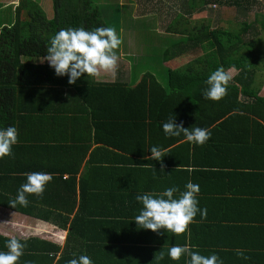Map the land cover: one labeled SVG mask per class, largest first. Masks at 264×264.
Here are the masks:
<instances>
[{
	"label": "crops",
	"instance_id": "0c3cea01",
	"mask_svg": "<svg viewBox=\"0 0 264 264\" xmlns=\"http://www.w3.org/2000/svg\"><path fill=\"white\" fill-rule=\"evenodd\" d=\"M108 1L117 4L122 14L130 13L134 21L145 19L152 8L163 6L164 2L174 10L173 14L180 13L176 9L181 10L183 3ZM19 3L20 0H0V31L15 22ZM171 23L165 28L157 23L152 29L164 30L165 33L156 35L161 41L166 42L169 37L165 36ZM150 28L141 24L135 30ZM151 72L167 88L163 66ZM132 74L124 82H131ZM229 74L236 77L237 71L232 75L231 70ZM141 77L139 74L136 83ZM255 84L264 96V71L257 74ZM258 106L259 110L264 108ZM235 113L246 114L230 111L224 119L210 121L206 129L211 137L203 145L187 142L182 134L166 136L162 128L155 129L152 138L132 133L129 128L119 141L108 139L106 128L105 140L114 146L94 143V128L90 141L78 140L76 133L87 131L89 123H93L83 116L61 117L58 123L44 120L40 128L36 123L16 125L18 137L12 154L0 158V236L32 242L24 248V254L29 255L28 264H67L80 255H87L92 264H184L183 256L179 261L170 260L167 250L185 243L190 248L195 246L192 250L201 255L215 253L223 264H264V128L257 126L254 133H242L238 125L247 120L232 119ZM258 113L264 116V110ZM226 119L229 121L224 122ZM252 120L264 125L261 117L253 115L249 121ZM185 122L186 129L198 127L196 119L188 118ZM176 123L181 125L180 121ZM202 123L209 124L207 119ZM224 123L227 125L221 127ZM22 124L25 126V122ZM153 146L162 151L160 161L146 159ZM36 148L49 151V155L36 154ZM41 156L45 166L35 168L34 161ZM97 166L100 170H95ZM30 172L50 173L51 180L41 195L26 194L27 207H11L17 189L26 182L24 173ZM189 180L199 185L198 207L207 209L205 218L201 219L198 212L185 233L178 235L164 229L153 232L138 227L134 217L142 205L135 200L137 194L159 193L172 186L183 191ZM84 200L98 207L91 211L96 217L95 230H89L92 225L84 218L83 210L78 216ZM237 249L242 256H237ZM20 261L23 264L24 257Z\"/></svg>",
	"mask_w": 264,
	"mask_h": 264
},
{
	"label": "trees",
	"instance_id": "16d2710c",
	"mask_svg": "<svg viewBox=\"0 0 264 264\" xmlns=\"http://www.w3.org/2000/svg\"><path fill=\"white\" fill-rule=\"evenodd\" d=\"M182 2V13L173 14L171 29L167 31L180 38L169 36L166 42L162 41L164 50L158 58L154 51L142 57L148 65L152 57L159 59L167 75V88H164L151 72L158 69L153 67L152 70L147 64L133 68L131 82L102 83L83 74L74 84H69L67 75L57 76L44 60L49 38L61 28L112 27L120 39L121 28L127 24L126 15L129 17L130 13L122 14L117 4L108 0H20L15 22L0 31V127L14 126L18 131L16 125L26 127L36 123L40 128L44 120L58 123L61 117L83 116L93 123H89L87 131L76 133L78 140L90 141L91 128H94V143L113 146L114 143L105 140L106 128H109L108 139H124L127 134L124 131L128 132L129 128L132 133L152 138L155 129L162 128L170 118L180 121L182 126H187L185 119L193 118L198 121V127L208 128L210 121L222 120L230 111H240L246 114L235 113L231 118L247 120L238 125L242 133H254L257 126L264 128L259 121H249L255 115L264 122V116L258 113L264 110H259L258 106L264 107V96L260 94L261 88L254 86L257 74L264 71V57L256 58L253 54L264 51L261 38L264 12L256 13L254 21L243 19L231 26L225 23L214 26L210 21L201 20L190 23L193 13L198 14L211 4L246 5L244 9H247L252 3L264 0ZM143 32L146 29L140 31ZM153 38L156 39V34ZM175 58L180 59L171 63ZM217 68L228 72L236 70L237 75L231 77L226 95L219 101H212L205 99L203 93L207 89L208 75ZM139 74L142 77L136 83ZM51 113L52 118L49 117ZM205 119L209 124L202 123ZM36 149V154L49 155L47 150ZM43 160L41 156L34 161V167L44 168ZM100 168L97 166L95 170ZM82 204L78 216L83 210L84 218L92 225L89 230H95L93 212L98 207L88 205L86 200ZM6 240L0 236V251H6ZM22 243L33 245L30 241ZM25 254L23 264H28L29 255ZM18 264L22 262L19 260Z\"/></svg>",
	"mask_w": 264,
	"mask_h": 264
},
{
	"label": "clouds",
	"instance_id": "9594fccd",
	"mask_svg": "<svg viewBox=\"0 0 264 264\" xmlns=\"http://www.w3.org/2000/svg\"><path fill=\"white\" fill-rule=\"evenodd\" d=\"M120 43L112 27H96L91 30L83 27L61 28L49 38L44 60L57 76L67 75L68 83L74 84L83 74H87V77H96L102 71H112L118 61L115 50ZM230 80L229 72L223 68L212 71L205 81L207 89L203 93L204 98L212 101L222 99L226 95ZM161 127L166 136L176 137L182 134L187 142L197 145H203L211 137V132L206 128L194 126L185 129L171 118ZM17 137V129L14 126L0 127V158L12 154ZM149 151L151 156L146 159L160 161L161 149L153 146ZM24 176L26 182L20 185L15 198L10 201L9 205L13 208L17 205L27 207L26 194L41 195L46 184L51 180V174L47 172L24 173ZM199 191V185L189 180L185 183L183 191L172 186L166 187L159 193L137 194L135 200L142 207L139 209V214L134 217V222L138 227L153 232L164 229L177 235L185 233L198 212L201 219L207 215V209L198 207ZM4 247L6 251H0V264H18L26 245L13 237L5 241ZM192 248L187 243L172 245L167 250V256L172 261H179L183 256L184 264H223L215 253L205 256ZM236 254L243 255L239 249L236 250ZM161 258H163L162 252ZM67 264H92V261L87 255H80L68 260Z\"/></svg>",
	"mask_w": 264,
	"mask_h": 264
},
{
	"label": "rangeland",
	"instance_id": "374dc122",
	"mask_svg": "<svg viewBox=\"0 0 264 264\" xmlns=\"http://www.w3.org/2000/svg\"><path fill=\"white\" fill-rule=\"evenodd\" d=\"M169 6L170 5H168L166 2L163 3V6L160 7L155 6L154 8H152V12L146 15L145 19L140 18L134 21L132 20L131 14L129 15V17L126 15L127 24H131V26H125L121 29L120 32L121 43L119 47L116 49V52L118 54L117 64L115 68L110 72H103V71L100 72L99 75L95 77V80L97 82H115L121 80L128 81L130 73H132V70L135 66H138L139 68L140 66H145V64H147L145 62V59H142V57H144L143 54H145L146 56L147 53L154 51L153 54L158 55L157 58L162 55L164 50L161 46L162 41L159 39V37H156V39L153 37L155 34L160 35L165 33L164 30L160 28L157 31L153 30L155 32L154 35L149 33L153 32L152 29L155 27L157 23L159 24L158 25L159 27H163V28H165L166 26L167 27L170 26L168 23L171 22L173 18L172 12H174V10ZM244 7H246V5L237 7L235 5L219 6L217 4L216 5L211 4L207 6L203 11L199 12L198 14L193 13L192 20H190V23L191 24L197 23V21L201 20L204 23L210 21V23L214 26H216L218 23L219 24L225 23L226 26H231L232 24H236L235 22L239 20L242 21L243 19H247L248 22L254 21L256 13L264 12V2L252 3L247 9H244ZM161 8L163 11L159 12ZM168 10H173V11H168ZM176 10L177 12L178 11L181 12L180 8ZM5 15L6 14H4V16ZM141 24L142 27L143 26L151 27L150 28L151 30L146 29V32L143 33H140V31L138 30L136 31L135 28H137ZM126 28L131 30L128 31V29L126 30ZM263 32L264 31L261 32V38L264 40ZM167 36L178 37L179 35L168 33L166 34L165 37ZM253 54L256 58L258 57L262 59L264 57L263 50L257 53L254 52ZM157 58L152 57L151 62L149 65L147 64V67L151 66L148 68L152 70L153 67L155 69H159L160 64H159V59ZM233 74H234V70H232V75ZM162 82L164 83V81Z\"/></svg>",
	"mask_w": 264,
	"mask_h": 264
}]
</instances>
